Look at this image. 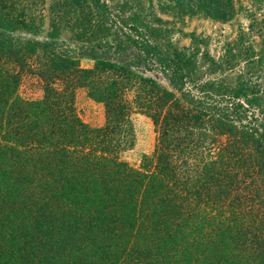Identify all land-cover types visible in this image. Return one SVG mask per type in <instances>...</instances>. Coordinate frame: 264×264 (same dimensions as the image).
Instances as JSON below:
<instances>
[{
    "label": "trees",
    "instance_id": "1",
    "mask_svg": "<svg viewBox=\"0 0 264 264\" xmlns=\"http://www.w3.org/2000/svg\"><path fill=\"white\" fill-rule=\"evenodd\" d=\"M130 2L0 0V264H264L263 51L230 83L229 56L161 48ZM78 90L102 126L78 118ZM135 114L156 133L137 167L120 158Z\"/></svg>",
    "mask_w": 264,
    "mask_h": 264
},
{
    "label": "rangeland",
    "instance_id": "2",
    "mask_svg": "<svg viewBox=\"0 0 264 264\" xmlns=\"http://www.w3.org/2000/svg\"><path fill=\"white\" fill-rule=\"evenodd\" d=\"M231 1V14L222 21L205 17L201 12L193 15L188 13L178 19L160 11L156 0H151L150 3L146 0H131L128 3L130 8L125 10V14L132 10L143 11L150 22H153V26L161 25L165 33V36L158 39L161 48H163L161 43L167 41L177 48L197 47L200 53H205L215 60L222 59L224 55L229 56L233 62V69L229 72L223 71L222 74L226 77L225 80L233 83L234 77L244 71L246 61L258 59L260 51L264 53V0ZM156 16L161 19L160 23L153 20ZM42 36L40 33L37 38L42 39ZM91 64V60L79 58L81 67H89ZM208 76L209 74L203 73L201 80H204V77L208 79L206 78ZM33 94L38 95L36 91ZM74 110L78 118L89 127H100L104 124L102 105L89 98L84 90L75 93ZM131 122V144L120 153V158L128 165L137 167L140 165L142 155H149L153 151L156 133L151 122L142 115H133Z\"/></svg>",
    "mask_w": 264,
    "mask_h": 264
}]
</instances>
